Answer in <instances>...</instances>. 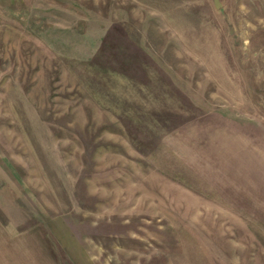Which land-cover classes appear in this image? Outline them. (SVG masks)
Masks as SVG:
<instances>
[{
    "label": "rangeland",
    "instance_id": "1",
    "mask_svg": "<svg viewBox=\"0 0 264 264\" xmlns=\"http://www.w3.org/2000/svg\"><path fill=\"white\" fill-rule=\"evenodd\" d=\"M0 0V264H264V0Z\"/></svg>",
    "mask_w": 264,
    "mask_h": 264
},
{
    "label": "water",
    "instance_id": "2",
    "mask_svg": "<svg viewBox=\"0 0 264 264\" xmlns=\"http://www.w3.org/2000/svg\"><path fill=\"white\" fill-rule=\"evenodd\" d=\"M216 8H219L218 0H214Z\"/></svg>",
    "mask_w": 264,
    "mask_h": 264
}]
</instances>
